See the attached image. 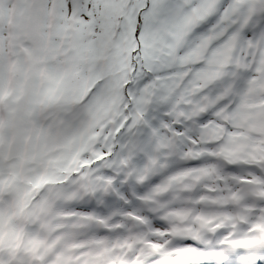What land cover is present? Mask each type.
Wrapping results in <instances>:
<instances>
[{
	"label": "snow or ice",
	"instance_id": "6c2138e0",
	"mask_svg": "<svg viewBox=\"0 0 264 264\" xmlns=\"http://www.w3.org/2000/svg\"><path fill=\"white\" fill-rule=\"evenodd\" d=\"M0 264H264V0H0Z\"/></svg>",
	"mask_w": 264,
	"mask_h": 264
},
{
	"label": "rangeland",
	"instance_id": "374dc122",
	"mask_svg": "<svg viewBox=\"0 0 264 264\" xmlns=\"http://www.w3.org/2000/svg\"><path fill=\"white\" fill-rule=\"evenodd\" d=\"M8 14L11 17V15H12V9L11 8L9 9V13Z\"/></svg>",
	"mask_w": 264,
	"mask_h": 264
}]
</instances>
